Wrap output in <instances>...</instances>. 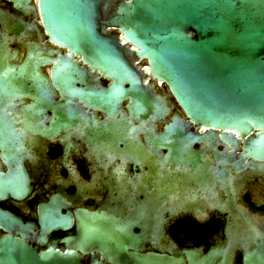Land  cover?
<instances>
[{
  "label": "flooded vegetation",
  "instance_id": "obj_1",
  "mask_svg": "<svg viewBox=\"0 0 264 264\" xmlns=\"http://www.w3.org/2000/svg\"><path fill=\"white\" fill-rule=\"evenodd\" d=\"M106 31L130 77L64 41L39 0H0V261L264 264V160L209 139Z\"/></svg>",
  "mask_w": 264,
  "mask_h": 264
},
{
  "label": "water",
  "instance_id": "obj_2",
  "mask_svg": "<svg viewBox=\"0 0 264 264\" xmlns=\"http://www.w3.org/2000/svg\"><path fill=\"white\" fill-rule=\"evenodd\" d=\"M115 1L108 10L109 0H39V10L64 41L130 77L120 40L106 31L117 28L209 139L217 130L238 135L264 160V0ZM0 219L12 221L1 212ZM9 257L5 251L0 264H11Z\"/></svg>",
  "mask_w": 264,
  "mask_h": 264
}]
</instances>
